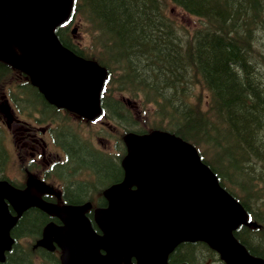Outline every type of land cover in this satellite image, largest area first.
Returning a JSON list of instances; mask_svg holds the SVG:
<instances>
[{
  "label": "trees",
  "instance_id": "16d2710c",
  "mask_svg": "<svg viewBox=\"0 0 264 264\" xmlns=\"http://www.w3.org/2000/svg\"><path fill=\"white\" fill-rule=\"evenodd\" d=\"M169 4L199 18L200 26L181 33L169 16ZM71 14L91 27L90 46L75 42L70 25L56 26L55 34L65 48L104 70L102 115L124 133L164 131L195 146L249 216L234 237L251 256L264 259V0H73ZM11 69L18 72L0 61V80ZM26 85L33 88L29 80ZM115 92L150 104L148 124L115 100ZM37 102L54 121L56 110L46 109L41 95ZM65 141L73 162L86 164L81 170L107 178L103 188L121 178L120 161L127 154L122 142L114 156L118 165L110 163L112 168L96 158L101 153L70 137ZM90 185L98 193L103 189ZM68 190L69 204L81 205L87 190L81 185ZM103 200L99 206L105 207ZM53 219L58 221L38 207L24 212L13 227V251L0 264H60L59 257L38 245L42 229ZM21 240L29 249L19 246ZM168 260L224 264L205 242H182Z\"/></svg>",
  "mask_w": 264,
  "mask_h": 264
},
{
  "label": "water",
  "instance_id": "95a60500",
  "mask_svg": "<svg viewBox=\"0 0 264 264\" xmlns=\"http://www.w3.org/2000/svg\"><path fill=\"white\" fill-rule=\"evenodd\" d=\"M71 8L72 0H0V59L28 74L49 102L92 119L100 112L104 71L61 46L54 33ZM125 142L124 178L106 191L107 207L96 216L102 233L92 228L85 206L57 211L63 226L50 232L61 264H170L177 245L197 241L216 249L225 264H264L232 236L247 214L191 144L167 132L129 134ZM4 199L17 215L31 205L50 208L0 181V260L15 223Z\"/></svg>",
  "mask_w": 264,
  "mask_h": 264
},
{
  "label": "flooded vegetation",
  "instance_id": "af4514ba",
  "mask_svg": "<svg viewBox=\"0 0 264 264\" xmlns=\"http://www.w3.org/2000/svg\"><path fill=\"white\" fill-rule=\"evenodd\" d=\"M0 88L2 89L0 90V181L6 180L12 188L20 191L25 196H36L51 205L69 204L72 199L69 196L71 194H68V189L76 185H81L87 190L84 198L78 201V203L94 204L96 197L103 198V196H92L90 200H88L92 191L91 187H93L90 183H93L92 178H96V174L93 169L92 171L81 170L86 164L77 166L73 162L65 138L70 137L75 140L77 144L79 143V145L85 147L89 151L94 150L93 146L79 141L72 131L63 132L52 126V124L56 122L55 119L59 118L61 111L79 120L86 121V119L54 106L58 114L54 121L50 118V115H46L43 110L40 111L39 109L37 113L39 118L36 115L27 114L26 118L30 119L31 117V120L29 122L24 121L20 118L21 114L13 109V86H10V93H7V86H2ZM42 118L45 121L44 124L42 123ZM98 119L100 124L107 128L110 127V125H107L108 122L101 120V118H95L91 121H98ZM57 126L60 128V123ZM111 129L112 128H110V130ZM97 140L100 144L109 142L108 139L102 137H97ZM5 142L7 144H5ZM13 145L16 148L14 154ZM8 147L10 148V154L8 153ZM14 156L20 165L21 177H14L13 179V167L11 176L5 175V169L9 162V157L10 160L12 157L13 161ZM122 177L123 172L121 178L114 183L120 182ZM4 202L10 215L12 217L16 216L17 214L13 209V205L6 199H4ZM103 202L106 203L107 200L104 198ZM26 211L27 210L24 212ZM24 212L21 213V216ZM92 213L93 210H90L88 213L90 218ZM18 218L19 216H16V222ZM47 224L48 225L41 231L40 238L42 239V243L40 245L54 256L59 257L61 252L58 251L56 244L51 239V228H49V231H47V229L51 224L60 226L62 222L60 219L58 221L53 219ZM14 225H12L9 230V237L12 240L10 248L3 252V260H0V263H3L8 253L13 251V244L16 241V238L13 236ZM95 229L97 232H100L97 228ZM21 242L22 243H18L19 246L28 248V242L25 243L24 240H21Z\"/></svg>",
  "mask_w": 264,
  "mask_h": 264
},
{
  "label": "rangeland",
  "instance_id": "374dc122",
  "mask_svg": "<svg viewBox=\"0 0 264 264\" xmlns=\"http://www.w3.org/2000/svg\"><path fill=\"white\" fill-rule=\"evenodd\" d=\"M167 11L169 12V16L172 17V20L175 22V24L178 26L179 30L181 33L186 34L187 32H191L195 28L199 27L201 24V20L197 17L190 16L184 12H182L179 8L174 7L172 5L167 6ZM75 29V37L74 40L75 42H78L79 45L82 47H89L91 43V35L93 34L91 27L86 23L85 19L80 18L78 15H74V20L69 27V30ZM16 75V74H15ZM12 74L11 79L8 78L9 76L5 77L4 80L0 83L1 86L9 85L18 82ZM10 79V80H9ZM17 88V87H16ZM20 93L23 90L24 93V103L28 104V107H31L33 103H35L38 100V95L36 91L31 88L28 85H22L19 88H17ZM0 90H2L0 88ZM198 92L200 90L197 89ZM121 97L128 98L126 94L123 92H115L113 94V98L115 100H120ZM201 97L204 98V95L201 94ZM122 100V99H121ZM203 104H205L204 101H202ZM125 104V103H124ZM48 106V105H47ZM127 107L129 111H131L132 115L136 116V118L139 119V121H142V124L144 122H147L150 120V117L152 115V107L150 104H145L143 105V102L141 99H136L132 100V106L131 105H124ZM63 114L66 116L67 114L63 112ZM70 119L69 125L64 122L63 125L60 127H65V126H70L73 130L72 132L76 135L79 141L81 142H89L95 149L102 153H109L112 154L115 150L114 144L115 141H120L119 139L121 138V128L117 126V123H115L112 120L109 119H104V121L108 122L107 125H110L109 128L106 126L100 124L99 121H93V122H86L83 120H79L78 118L67 116ZM22 118L26 121H29V119L26 118V115H23ZM105 122V123H106ZM145 124V123H144ZM110 128H112L110 130ZM70 129V128H69ZM1 136L3 137L2 133ZM97 137H102L105 139H108L109 142H103V144L98 143ZM5 144H7L5 142ZM10 148L8 147V153L10 154ZM16 148L13 145V154L15 152ZM95 156L97 159L103 161L106 163V165L112 167L110 163H114V165L117 164L116 161H114V157L106 154H96ZM110 160H113L114 162H111ZM13 162V165H12ZM118 165V164H117ZM88 167H90L87 164ZM13 167V179L14 177H21L20 175V165L18 161H16L15 156L12 161V157L10 160L9 157V162L7 163L6 169H5V175L11 176V171ZM113 168V167H112ZM94 171V170H93ZM99 176L96 175V178L93 177L92 181L96 185V188H103L104 185L108 184L107 178L103 177L102 179L98 178ZM109 186V185H107ZM106 186V187H107ZM98 193L96 192V196ZM99 198L96 197L95 204L99 203ZM97 206V205H96ZM58 211H60V205L58 206ZM99 212V210L97 211Z\"/></svg>",
  "mask_w": 264,
  "mask_h": 264
}]
</instances>
